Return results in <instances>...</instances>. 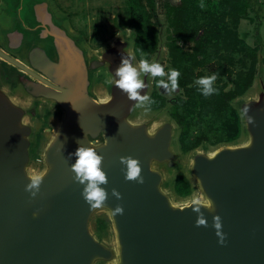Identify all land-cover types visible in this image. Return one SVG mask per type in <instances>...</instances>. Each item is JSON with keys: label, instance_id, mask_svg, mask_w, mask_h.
Instances as JSON below:
<instances>
[{"label": "water", "instance_id": "water-1", "mask_svg": "<svg viewBox=\"0 0 264 264\" xmlns=\"http://www.w3.org/2000/svg\"><path fill=\"white\" fill-rule=\"evenodd\" d=\"M31 8L40 25L35 22L30 42L24 49L22 33L11 38L12 50L22 59L0 47V264H264V92L237 108L247 142L194 156L191 174L205 202L176 206L160 168L170 172L177 167L173 145L178 126L170 120L153 130L137 123L140 102L114 86L121 57L136 64L131 41L119 38L91 58L48 1ZM40 29L56 42V62L36 46ZM101 69L112 78L106 101L93 94ZM141 79L146 88L138 91L150 97L154 79L150 73ZM159 92L170 93L162 87ZM19 96L30 98L31 104L19 103ZM44 108L55 110L60 123L43 150L46 169L38 176L40 183L26 190L34 178L28 173L35 154L32 121ZM78 142L103 157L107 183L101 187L107 198L100 207H90L81 194L84 185L74 179L70 153ZM122 156L137 160L143 183L125 179ZM118 205L123 213L113 215ZM100 210L113 225L115 247L91 229V218ZM199 220L204 223L197 226Z\"/></svg>", "mask_w": 264, "mask_h": 264}, {"label": "rangeland", "instance_id": "rangeland-1", "mask_svg": "<svg viewBox=\"0 0 264 264\" xmlns=\"http://www.w3.org/2000/svg\"><path fill=\"white\" fill-rule=\"evenodd\" d=\"M37 2L39 0H36ZM50 3L53 13L57 20L64 24L69 34L81 40L87 53L91 58L99 57L107 47H109L115 40L123 39L133 42L134 29L131 27V0H46ZM224 0H196L192 3L191 8L194 12L207 13L209 17L212 14H219L220 7ZM35 3V0H0V47L8 53L17 58L22 59L16 50H12L11 38L14 34L11 33L15 29L22 31L18 26L17 19H15L16 11L22 4L29 5ZM180 0H156V11L152 23L156 25L158 30V49L155 53L151 63L164 64L167 74L170 69H173L171 57L168 51V42L173 37L171 22L167 17V7L176 6ZM249 9L245 15L241 16L239 23L236 25L231 17H226L224 20L217 22V27L227 29V31L236 32L238 38L244 42V47L236 45L233 39L227 37L228 43L226 47H222L216 54L215 58L209 62L206 67L195 69V74L192 77L191 84L198 86L195 81L200 77L210 76L215 74L216 80L213 82L215 89L225 88L229 91L235 87L234 81L239 74L248 72L252 67L255 69L256 78L253 87L249 92L238 98L233 102L236 108H240L243 102H248L257 95L264 92V0H249ZM203 5V7H201ZM29 22V23H28ZM27 23L30 24V21ZM20 24V23H19ZM21 25V24H20ZM32 25H34L32 23ZM21 27V26H20ZM22 27H26L23 25ZM198 34H203V28L198 25ZM24 36V35H23ZM226 38V36H225ZM222 39V38H221ZM215 42H218L215 40ZM178 45L185 51L192 52L195 42L178 41ZM233 48V49H232ZM245 48H251L257 52V60L254 63L250 53ZM240 49L239 51H237ZM130 53L136 59L135 66H139L135 53L130 45ZM223 70L226 73H214L213 70ZM145 74H141V78ZM151 76V74H150ZM155 77L151 76V80ZM166 79V76H165ZM112 78L108 70L101 69L95 74V87L93 94L97 99H104L109 94V87ZM153 86L151 92L155 89ZM153 90V91H152ZM150 92V93H151ZM167 100V106L160 110H151L147 105L148 102L138 104V111L135 114V121L137 123L147 124L153 130L160 127L163 123L171 120V111L174 106L173 102L176 98L187 99L184 95V90L179 88L167 95H164ZM209 95L205 98H210ZM18 102L29 106L31 99L19 96ZM43 107V106H42ZM200 113L202 107L200 104L191 107ZM52 108L42 109V115L32 121L34 125V157L28 168L30 176L38 177L43 174L46 169L44 160L42 158L43 150L46 148L48 142L54 136V133L60 123L59 114L51 110ZM179 130L174 136L176 142L173 145V150L176 153L177 167L173 171L168 172L166 168H160L165 174V181L168 184L167 192L171 195L172 200L176 206L184 207L191 205L194 202H205V198L198 187L197 180L191 174V166L193 158L197 153L207 154V152H215L224 147L219 144L215 146L202 147L196 151L184 154L178 143ZM249 137L244 134L240 143L247 142ZM175 167V166H174ZM155 169H159L155 166ZM184 173L194 186L191 196L181 198L176 196L172 190V186L178 174ZM108 216L104 210L97 211L91 218V229L99 235L103 242L111 247L117 246L116 235L112 223L106 226H101V219ZM105 264H114V262H107Z\"/></svg>", "mask_w": 264, "mask_h": 264}, {"label": "trees", "instance_id": "trees-1", "mask_svg": "<svg viewBox=\"0 0 264 264\" xmlns=\"http://www.w3.org/2000/svg\"><path fill=\"white\" fill-rule=\"evenodd\" d=\"M195 1L180 0L178 5L167 7V17L173 27V37L168 42V51L173 69L180 73L177 89H183L187 98L186 100L175 99L173 105H176V102L177 105L174 106L170 116L171 120L178 126V143L184 154L202 147L219 144L231 145L240 142L245 133L244 119L243 114L234 106L233 102L249 92L256 78L255 69L252 67L248 72L236 77L233 89L226 91L223 87L218 88L210 98H205L198 91L199 86L191 84L195 69L206 67L215 58L219 50L229 44L227 37L233 39L236 45L244 47V42L238 38L236 32L227 31L223 27L218 28L216 24L226 17H231L237 25L241 16L245 15L249 9V0H224L219 9L220 13L212 14L209 17L205 12L192 10L191 5ZM155 11L156 0H131L130 22L135 31L132 46L138 61L143 58L151 63L157 52L158 30L155 23H152ZM198 25L204 31L201 35L198 34ZM179 40L195 42L192 52L185 51L179 46ZM245 49L250 53L255 63L257 52L251 48ZM161 66L166 71L164 64ZM213 72L219 75L227 71L214 69ZM162 78L165 79V77L154 78L156 88H158L157 80ZM149 98L153 101L151 104L147 103L151 110H160L167 106L168 102L165 96L158 89H155ZM199 104L202 107L200 113L191 108ZM193 189V184L184 173L177 175L172 186L176 196L189 197ZM100 222L101 226L107 225L106 219H101Z\"/></svg>", "mask_w": 264, "mask_h": 264}, {"label": "clouds", "instance_id": "clouds-1", "mask_svg": "<svg viewBox=\"0 0 264 264\" xmlns=\"http://www.w3.org/2000/svg\"><path fill=\"white\" fill-rule=\"evenodd\" d=\"M203 7V5H201ZM150 73L153 77H165L166 79L157 80V86L162 87L165 92H172L178 88V77L180 75L178 70L170 69L166 74L164 68L159 63H149L145 59H140L139 66H134L133 62L130 61L129 57L122 56L120 66L115 72V76L119 79H115L114 86L125 93L130 100L139 101L141 104L148 102L151 104L153 101L150 100L149 96L138 91L146 88L145 83L141 79V74ZM216 80V75H210L198 78L195 83L199 86L198 91L201 92L205 97L212 95L216 89L213 87V82ZM110 99V98H109ZM248 109L245 108L244 112L247 113ZM252 117L248 116V122H252ZM59 135V133H58ZM78 147L74 153H70L71 156L75 157L74 163L71 164V170L75 173V180L80 184H83L82 196L84 200L90 205V207H100L103 205L107 198V192L101 185L107 183V177L105 172L102 170L101 162L103 157L98 155L96 150L85 146L83 143L78 142ZM121 164H126L125 179L136 180L138 183H143V177L141 176V167L139 166L136 159L131 156L120 157ZM40 183L39 177L31 179L30 185L26 186V190L35 188ZM113 195L117 198L120 197V193L115 189L112 190ZM35 195V193H31ZM195 211H199V208H195ZM113 215L122 214L123 208L116 206L112 209ZM216 234L220 237L219 242L224 243V234L220 231L222 225L218 222L219 217L215 218ZM203 220L196 222L197 226L203 224Z\"/></svg>", "mask_w": 264, "mask_h": 264}, {"label": "flooded vegetation", "instance_id": "flooded-vegetation-1", "mask_svg": "<svg viewBox=\"0 0 264 264\" xmlns=\"http://www.w3.org/2000/svg\"><path fill=\"white\" fill-rule=\"evenodd\" d=\"M35 2H37V1L35 0ZM28 6H29L28 4H27V6H26V4H22L18 8V10L16 11V15H15V19H17L16 22H18V25H19L18 27L22 31H24L23 29H25L26 31L21 32L18 29H15L13 32H11V33L14 34V36L17 35V34H19V33H22L24 35L23 36V40H22L23 43L20 44V47H22L24 49L26 48L25 43H27L32 38V35L34 34V32L32 34V30L34 31V28L36 27L35 22L36 21H39L38 22L39 23L38 25H40V18H39V16H37L34 12H32V8L31 7H28ZM28 21H30V24H28L29 23ZM32 23L35 24V26L32 25ZM23 25H25L26 27L25 28L22 27ZM37 30H39V29L37 28ZM37 37H38V39H37V45L36 46L44 49L45 52H46V55L48 56V58H50L54 62H56V42H55V40L52 39L51 37H47L46 38L44 36V30L43 29H40L39 35ZM14 38H16V37H14ZM15 42H16V40H15ZM32 50H33V47L29 50V52H31ZM12 56H14V55H12ZM23 62L25 63V65L29 66L27 59L25 61H23ZM25 74L28 77H30L31 79H33V80H35L37 82H40L38 79L32 77V75H30L28 73H25ZM52 111L55 113V110H52Z\"/></svg>", "mask_w": 264, "mask_h": 264}, {"label": "bare ground", "instance_id": "bare-ground-1", "mask_svg": "<svg viewBox=\"0 0 264 264\" xmlns=\"http://www.w3.org/2000/svg\"><path fill=\"white\" fill-rule=\"evenodd\" d=\"M108 98L106 97V98H104V99H101V101H106ZM198 203H204V202H201V201H199Z\"/></svg>", "mask_w": 264, "mask_h": 264}]
</instances>
